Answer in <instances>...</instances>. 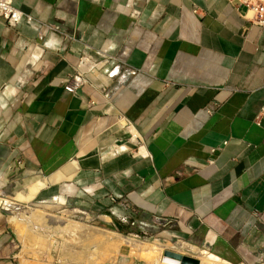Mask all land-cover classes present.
Wrapping results in <instances>:
<instances>
[{
    "label": "crops",
    "instance_id": "1",
    "mask_svg": "<svg viewBox=\"0 0 264 264\" xmlns=\"http://www.w3.org/2000/svg\"><path fill=\"white\" fill-rule=\"evenodd\" d=\"M13 4L33 21L0 19V196L18 203V190L35 183L29 199L52 202L41 206L46 216L67 202L103 223L124 222L126 212L186 250L264 264V26L246 6ZM83 57L114 60L68 91ZM4 210L0 264H68L38 254L22 261ZM64 242L60 255L73 262Z\"/></svg>",
    "mask_w": 264,
    "mask_h": 264
},
{
    "label": "rangeland",
    "instance_id": "2",
    "mask_svg": "<svg viewBox=\"0 0 264 264\" xmlns=\"http://www.w3.org/2000/svg\"><path fill=\"white\" fill-rule=\"evenodd\" d=\"M112 69L109 70L111 72ZM108 72V73H109ZM37 187L36 184L29 185V187L23 191L24 189L18 190V192H23L25 194V197L23 199L17 198V193L14 196L12 194L11 196H14L17 201H14L13 199H7L0 196V199H7L11 200L15 203V207H7L2 205L0 202V209L5 208L4 210L6 220L9 224V226L14 230L17 236V245H18V251L21 252V259L23 261L24 256H26L27 259H33L34 254H38V256L42 257L43 260H55L60 261L62 263H68V264H74L68 260H65L60 255V249L61 244L63 242V238H65V242L63 244V252L64 255H66L67 250L71 251L70 254L73 257L78 256L77 252H81L80 257H85L90 254H97L96 247L94 245V241L92 239H89L84 234V231H79V228H91V229H103L106 230H112L119 234H122L124 237H133L140 242L148 243V244H156L158 248L160 249L159 255L154 262H148L145 260L140 259V253L142 251V248L134 247L132 249L129 246H122L119 250V253L117 255L118 257H121L122 264H166L162 262V258L165 255V253L168 252H175L180 253L183 255L195 257L199 260L205 258V259H213L215 263H217L215 257H213L210 254H206V252L203 251H190L186 250L183 246L179 244V242L176 239L173 238H163L159 233L151 232V227H143L137 228L135 224H131L129 222V219L126 216H129L128 213L125 212V218L123 219L124 222H120L118 219H113V221H109V223H103V221L98 217L97 213L88 212L82 209H79L74 206L73 202H67L63 205V208H53L50 211L49 215H44L42 212H40V209H42V205L53 203H36L35 201H30L28 193L31 192V188ZM41 188V187H40ZM38 189V188H37ZM13 208V209H12ZM19 208V209H17ZM17 209V210H16ZM70 210L73 211L70 215H66L65 212L62 210ZM77 209V210H76ZM127 214V215H126ZM9 215L15 216L17 218L18 224L22 227V235L20 234V231L16 224L10 220H8ZM40 218V219H39ZM123 218V217H122ZM127 218V219H126ZM42 220V221H40ZM70 220V221H69ZM121 223L124 225L125 228H127L128 232L123 233L120 232L118 229V223ZM90 225V226H87ZM96 226V227H92ZM78 230V231H77ZM76 231V232H75ZM79 232V233H78ZM19 234V235H18ZM69 240L73 241V245L69 246L68 242ZM143 243V244H144ZM140 249V250H139ZM136 253V254H135ZM139 256V257H138ZM14 259V258H12ZM17 259V258H15ZM73 260V259H70ZM114 262V260L112 261ZM27 263V262H26ZM89 264H114L110 263L108 260L101 261L99 263H89Z\"/></svg>",
    "mask_w": 264,
    "mask_h": 264
},
{
    "label": "bare ground",
    "instance_id": "3",
    "mask_svg": "<svg viewBox=\"0 0 264 264\" xmlns=\"http://www.w3.org/2000/svg\"><path fill=\"white\" fill-rule=\"evenodd\" d=\"M38 185L42 186L43 184L41 182H38ZM36 188H39V187H36ZM34 189L35 188H32L31 191H33ZM24 197H25V194L23 192L17 193L18 199H23ZM0 202L2 203V205L7 206V207H15V203L12 202L11 200L0 199ZM78 230L79 231L83 230L86 237L89 239H92L94 241V245L98 248L96 249L97 254H90L88 256L80 257V258L79 256L81 255L82 251L77 252L78 256L76 258L70 254L71 251L67 250L68 252L66 253L67 258L73 259L71 261H73L74 263H79V264L99 263L102 260L103 261L108 260L109 262H112L113 260H115L117 254L119 253V250L121 249L123 245L129 246L132 249H134V247L142 248V251L140 253V259L151 262V263L156 261L159 255V252H160V249L158 248V246H156L155 243L146 244L143 242L144 243L143 244L142 242H140L139 240L133 237H124L112 231L103 230V229L82 228V227L81 228L78 227ZM68 243H69L68 244L69 246L73 245L72 240H69ZM181 244L183 245V243ZM192 249L193 248H191V250ZM162 262L166 264H179L178 260L171 258L169 256H164L162 258ZM199 264H218V263H215L213 259L203 258L200 260Z\"/></svg>",
    "mask_w": 264,
    "mask_h": 264
},
{
    "label": "built area",
    "instance_id": "4",
    "mask_svg": "<svg viewBox=\"0 0 264 264\" xmlns=\"http://www.w3.org/2000/svg\"><path fill=\"white\" fill-rule=\"evenodd\" d=\"M239 1L246 6L247 12L250 13V19L252 20V22L264 26V0H239ZM0 19H2L8 27H14L15 25L19 24L22 21H25L27 23L33 21V17L17 9L14 6L13 0H0ZM113 60H114L113 58L109 57L100 64L97 63V61L93 60L91 57L81 58L80 63L78 64L79 73L74 77L73 82L66 86V89L68 91L73 92L83 82L85 83L87 82L85 76L89 70L97 68L99 66L100 68H102L104 64ZM118 68L119 65H115L114 69H112V71L109 72L108 75L118 76L117 73ZM216 262L218 264H234L221 259H218ZM236 264H246V263L239 262Z\"/></svg>",
    "mask_w": 264,
    "mask_h": 264
},
{
    "label": "water",
    "instance_id": "5",
    "mask_svg": "<svg viewBox=\"0 0 264 264\" xmlns=\"http://www.w3.org/2000/svg\"><path fill=\"white\" fill-rule=\"evenodd\" d=\"M165 255L178 260L179 264H199V260L191 256L168 251Z\"/></svg>",
    "mask_w": 264,
    "mask_h": 264
},
{
    "label": "trees",
    "instance_id": "6",
    "mask_svg": "<svg viewBox=\"0 0 264 264\" xmlns=\"http://www.w3.org/2000/svg\"><path fill=\"white\" fill-rule=\"evenodd\" d=\"M120 232L127 233L128 230L125 227H122L120 224L117 225Z\"/></svg>",
    "mask_w": 264,
    "mask_h": 264
}]
</instances>
